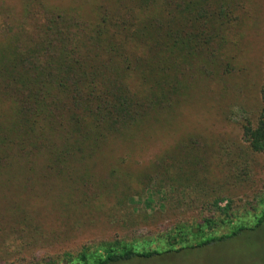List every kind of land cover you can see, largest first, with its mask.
Segmentation results:
<instances>
[{
	"label": "trees",
	"instance_id": "trees-1",
	"mask_svg": "<svg viewBox=\"0 0 264 264\" xmlns=\"http://www.w3.org/2000/svg\"><path fill=\"white\" fill-rule=\"evenodd\" d=\"M9 1L0 0V185L18 177L28 183L75 181L83 187L79 194L94 197L116 196L121 182L152 177L119 166L102 177L91 163L105 156L113 138L127 142L150 120L169 115L194 84L232 71L223 49L244 8V0H95L80 13L48 0ZM260 98L256 122L244 120L241 132L248 149L264 155V75ZM206 148L194 138L183 140L147 171L163 184L161 190L172 191L182 186L183 170L197 175V166H209L208 152L200 154ZM217 208L218 220L100 241L37 264L149 260L250 229L242 223L246 216L235 223L229 205ZM262 222L264 207L254 226ZM226 225L229 234L213 235Z\"/></svg>",
	"mask_w": 264,
	"mask_h": 264
},
{
	"label": "rangeland",
	"instance_id": "rangeland-1",
	"mask_svg": "<svg viewBox=\"0 0 264 264\" xmlns=\"http://www.w3.org/2000/svg\"><path fill=\"white\" fill-rule=\"evenodd\" d=\"M94 1L48 3L87 13ZM240 15L223 49V62L228 60L232 71L221 79L215 75L212 81L194 84L169 115L150 120L149 127L127 142L113 138L104 149L105 156L91 163L102 177L114 166L152 177L123 181L116 196L101 193L99 197L79 194L83 187L75 181L28 183L18 177L0 185V264H37L100 241L154 236L177 223L207 217L218 220L222 212L217 207L228 205L233 220L246 216L242 223L250 229L204 247L122 264H264V222L254 226L264 207L260 204L264 201V155L251 152L241 132L244 120L255 123L262 107L264 0H244ZM189 138L207 146L200 154L208 152L209 166H197V175L183 170L186 181L181 187L173 192L167 187L161 190L163 184L147 169L162 153ZM77 186L82 188L76 190ZM72 188L76 193L69 195ZM11 208L17 210L11 212ZM230 231L226 225L213 235Z\"/></svg>",
	"mask_w": 264,
	"mask_h": 264
}]
</instances>
